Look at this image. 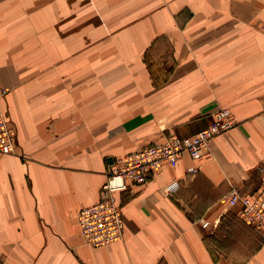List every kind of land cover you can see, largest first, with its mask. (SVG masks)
<instances>
[{
  "label": "crops",
  "instance_id": "1",
  "mask_svg": "<svg viewBox=\"0 0 264 264\" xmlns=\"http://www.w3.org/2000/svg\"><path fill=\"white\" fill-rule=\"evenodd\" d=\"M0 88L23 154L0 155V264H264L226 199L264 184V0H0ZM220 108L239 123L119 192L122 238L88 244L112 161Z\"/></svg>",
  "mask_w": 264,
  "mask_h": 264
},
{
  "label": "built area",
  "instance_id": "2",
  "mask_svg": "<svg viewBox=\"0 0 264 264\" xmlns=\"http://www.w3.org/2000/svg\"><path fill=\"white\" fill-rule=\"evenodd\" d=\"M239 123L229 108H220L213 114L212 122L191 136L171 134L164 141L139 148L130 155L115 158L100 188L97 202L82 207L78 224L85 241L100 247L122 238L123 218L116 194L126 191L132 184L144 183L149 174L164 165L174 166L183 154L200 159L210 141ZM16 135L0 106V152L12 153ZM190 167L189 171H195ZM226 199L238 207L241 219L264 238V184L258 191L241 193L232 188ZM208 222H204L206 226Z\"/></svg>",
  "mask_w": 264,
  "mask_h": 264
},
{
  "label": "rangeland",
  "instance_id": "3",
  "mask_svg": "<svg viewBox=\"0 0 264 264\" xmlns=\"http://www.w3.org/2000/svg\"><path fill=\"white\" fill-rule=\"evenodd\" d=\"M6 94H7V89H5V88H0V106H1V108H2V110H3V112H4V114H5V116H6V118H7V121H8V123H9V125L13 128V130H14V133H15V135H16V139H15V147H14V151L12 152V153H2V152H0V155H10V154H15V155H17V156H19L20 158H23V154L21 153V154H19L18 152H17V145H18V142H17V130H16V126H15V124L13 123V122H11L10 121V119H9V117H8V114H7V108H6V106H5V96H6ZM231 111V110H230ZM231 114L233 115V116H235L233 113H232V111H231ZM235 118L237 119V117L235 116ZM238 120V119H237ZM235 127V126H234ZM158 143V142H157ZM154 144V143H153ZM111 167V166H110ZM111 168H109L106 172H108L109 170H110ZM105 172V173H106ZM151 174V173H150ZM105 179H106V175H105ZM105 179H104V181H105ZM103 181V182H104ZM102 182V183H103ZM102 185V184H101ZM262 187V185L260 186V187H258V188H256V189H252V190H250V191H248V193H252V192H256V191H258L260 188ZM100 188H101V186H100ZM100 188H99V192H98V197H99V195H100ZM243 191H246V190H243ZM240 192L241 193H245V192H242L241 190H240ZM118 194V193H117ZM117 194H116V198H117ZM99 199V198H98ZM98 201V200H97ZM96 201V202H97ZM117 201H118V199H117ZM119 202V201H118ZM88 206V205H87ZM233 207V206H232ZM236 207V206H235ZM227 211H229V210H227ZM229 213H233V214H237L236 212H234V211H232V212H229ZM78 216V215H77ZM240 218V217H239ZM78 219V218H77ZM79 225V224H78ZM218 225H219V222H218ZM80 229V228H79ZM230 232H232V234L233 235H235L237 232L235 231V230H230Z\"/></svg>",
  "mask_w": 264,
  "mask_h": 264
}]
</instances>
